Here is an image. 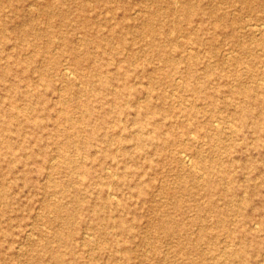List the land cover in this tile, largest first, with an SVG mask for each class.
I'll return each instance as SVG.
<instances>
[{
    "label": "rangeland",
    "instance_id": "1",
    "mask_svg": "<svg viewBox=\"0 0 264 264\" xmlns=\"http://www.w3.org/2000/svg\"><path fill=\"white\" fill-rule=\"evenodd\" d=\"M176 2L0 0V264H264V0Z\"/></svg>",
    "mask_w": 264,
    "mask_h": 264
},
{
    "label": "bare ground",
    "instance_id": "2",
    "mask_svg": "<svg viewBox=\"0 0 264 264\" xmlns=\"http://www.w3.org/2000/svg\"><path fill=\"white\" fill-rule=\"evenodd\" d=\"M176 2V0H174ZM177 3V2H176ZM186 6H185V11L181 14V16L185 19V20H192L193 19V16H194V12H193V9H192V5L190 6V3H191V0H186ZM61 14L63 15V21L66 22L67 20L65 19L66 16L64 17V14H66L65 12H61ZM151 18L149 19V22H148V26L154 31V24L152 22H154L155 18L153 17L152 18V15L150 16ZM149 18V17H148ZM148 18H147V21H148ZM82 20L87 22L88 20L85 18V17H82ZM170 25L172 27H176L177 26V20L174 19L171 21ZM5 30V27H2L1 29V32L3 33V36L6 35V33L4 32ZM174 29H171V31H173ZM76 57V56H75ZM74 57V58H75ZM75 62H78L79 61V58L77 57L75 60ZM68 72V69L67 71H64V74H67ZM6 73H7V70H3L1 73H0V77L1 78H5L6 76ZM69 74V73H68ZM71 75V74H69ZM67 76V75H66ZM123 95V92L122 90H119L116 92V96L117 97H122ZM73 142V141H72ZM112 195V194H111ZM85 234V233H84ZM90 237V236H89ZM53 264V263H52Z\"/></svg>",
    "mask_w": 264,
    "mask_h": 264
}]
</instances>
